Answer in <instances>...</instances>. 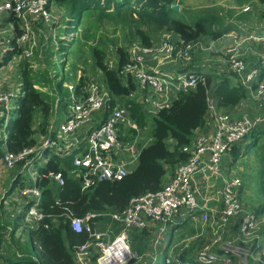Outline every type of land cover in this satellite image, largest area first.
<instances>
[{"label":"built area","instance_id":"2783aa9c","mask_svg":"<svg viewBox=\"0 0 264 264\" xmlns=\"http://www.w3.org/2000/svg\"><path fill=\"white\" fill-rule=\"evenodd\" d=\"M63 13L51 0H0V55L3 57L0 64V144L5 147L2 161L6 170L19 169L22 178L23 175L30 178L28 183L24 179L19 184L18 193L13 196L20 200L19 214L24 215L27 226L35 229L45 218L42 181L48 180L57 189L66 184L62 172H39L41 163H47V151L67 152L68 155L76 152L68 176L80 183L82 191L105 181H122L131 173L130 167L141 153V143L135 139L138 135L128 139L129 135L124 133L121 139L120 126L124 124L140 132L131 117L129 101H138L151 115L171 107L181 92H191L200 83L206 84L207 76L195 71L175 74L168 70L172 65L169 63L175 64L182 59L190 64L196 52L210 51L223 56L221 59L217 55L214 57L226 73L235 76V83L246 89L249 101L246 99L228 112L218 110L214 102L208 100L209 127L195 132L192 141L182 149L187 160L168 172L167 181L157 192L132 197L122 212H91L84 218L74 217L70 212L65 214L72 230L87 236V240L74 249V259L76 264H138L142 256L132 246L133 233L145 232L156 225L159 239L168 226L175 227L198 216L205 226L216 222L214 237L196 249L193 261L173 254L165 259V264H254L259 260V253L264 257V215L258 216L254 209L241 202L238 193L242 179L233 174L227 161L234 147L264 128V53L257 64L248 67L242 48L249 40L264 48V37L233 32L212 42L208 48L202 43L186 44L180 36L170 32L161 34L150 46L134 42L129 48V62L119 74L125 80L133 79L138 87L136 92L128 98L115 96L104 82L89 80L79 94L73 93V105L68 107L56 137L51 135L49 128V133L34 146L19 153L10 152L6 149L7 128L11 122V103L20 95V89H11L9 77L1 72L2 66L8 64L11 68L14 65L22 74L21 68L40 53L44 30L54 31V26L59 27ZM214 45L222 52L214 51ZM113 61L109 62L111 66ZM75 88L69 85L71 91ZM251 102L261 108L253 116L248 113ZM126 151L130 153L132 166L119 159L118 152ZM199 176L213 181L214 197L197 194L195 184ZM214 201L220 204L219 208L212 207ZM16 215L17 212L12 214V218ZM232 223L237 226V232L234 239H228L226 233ZM0 264H8L2 256Z\"/></svg>","mask_w":264,"mask_h":264},{"label":"trees","instance_id":"16d2710c","mask_svg":"<svg viewBox=\"0 0 264 264\" xmlns=\"http://www.w3.org/2000/svg\"><path fill=\"white\" fill-rule=\"evenodd\" d=\"M51 1L67 15L68 22L65 24L68 26L61 30L59 39L61 45L65 47L61 49L66 51V57L71 54L77 44L74 38L70 42L68 41L74 24L75 31L79 30L82 22L89 24L86 28V40L89 37L96 38L97 29H100L101 23H104L103 19L112 22L115 30L121 31L124 40L126 39L129 45L125 47L119 45L117 39L109 40L110 46L116 47V58L113 59L112 66L109 63V56H107V48L110 47L106 42L100 40L96 46H90L89 49L94 68L102 74L99 80L106 84L112 94L124 98H128L138 89L133 79L125 80L119 74L129 62V48L134 42L141 41L144 45L150 46L158 40L161 34L166 32L180 36L186 44L203 43L205 37H209L210 41L215 42L225 35L242 31L234 24L225 25L223 18L219 16H188L182 12L183 9L175 10L173 6H181V0ZM248 1L235 0L238 6L244 5ZM66 15L63 19L66 18ZM90 17H95V19L90 20ZM240 18H245V14ZM93 26H96L97 29L91 32ZM68 42L70 45L66 47ZM206 47L208 48L209 44ZM212 54L216 55V53ZM210 55V51H198L194 57L205 59ZM22 77L23 93L18 96V118L14 122H10L7 128L6 149L13 153H19L34 146L37 142L36 135L46 136L49 133V123L53 117V106L56 100L37 87H45L44 82H50L52 77L48 72L43 74L25 67L22 70ZM86 77L81 78L76 86V94H79L82 87L89 81V78ZM55 78H60L57 70ZM234 78L235 76L229 73L221 74L219 77L207 74L206 84L200 83L198 88L191 92H181L171 107L161 110L156 115L148 114L142 104L136 100H130L128 104H130L132 119L141 130L148 126L151 128L152 141L147 146L141 145L136 168L122 181H105L90 190L82 191L80 183L68 176L72 156L62 158L59 154H52L46 166L38 168L39 172L41 174L62 172L66 177V184L61 189H57L52 187L46 179L41 183L43 188L42 210L45 218L29 232V241L33 252L37 255V260L28 264H76L74 249L83 244L87 240V236L86 234H77L72 230L65 216L68 212L78 218H84L91 212H122L127 208L132 197L160 190L168 172H173L179 164L187 160V155L182 150L183 147L192 141L197 130L206 128L209 115L208 99L214 83L219 79L220 83L215 90L219 108L234 110L236 105L247 97L244 87L237 84L232 86L230 80L234 81ZM51 82V86L60 99L58 103L60 105L63 102L61 94L64 89V79H59V82L56 80ZM36 114L40 115L37 130L34 127ZM130 135H132L130 137H135L137 131L130 130ZM263 135L264 128L254 132L251 135L254 142L249 148L257 145ZM170 140L175 143L172 150L168 147ZM48 152L50 151H47L46 154ZM3 153L0 151V157ZM235 154L236 157H240L237 149ZM22 179L19 174L8 192V196L12 195V190L18 187V183H21ZM16 224L15 229L18 226L17 220ZM9 228L0 226V252L3 250L4 241L7 240L6 232H9ZM15 231H12V239L15 237ZM19 240L21 241V239ZM13 256L14 258H11L10 261L24 263L22 245L19 250H14Z\"/></svg>","mask_w":264,"mask_h":264},{"label":"rangeland","instance_id":"374dc122","mask_svg":"<svg viewBox=\"0 0 264 264\" xmlns=\"http://www.w3.org/2000/svg\"><path fill=\"white\" fill-rule=\"evenodd\" d=\"M179 6V5H178ZM250 8V10H248ZM180 9H183L182 12L186 13L188 16H200V15H215L223 18V22L225 25L234 24L235 27L240 29H243L242 31L245 32V35L250 36H257V32H263L264 35V0H249L246 4L238 6L235 2V0H181V6ZM64 12V11H63ZM245 14V18H240L241 15ZM66 15V12L63 13V17ZM91 19H95V17H90ZM104 23H101L100 29H97L96 26H93L91 29V32L97 29L96 38L89 37L88 40H86V28L88 27V23L82 22L81 27H79V30L75 31V24L72 29L71 35L68 37V41L76 39L77 44L73 48L71 54L66 57V51L62 50L61 48H65L61 45L59 42L60 39V32L62 29H65V26L67 27L65 23L67 21V15L66 18H62L61 14V20L60 23L57 25L59 27L54 26V31H50L49 29L44 30V33L42 34L40 38V42L42 44L40 53L35 54L34 58L30 63H27L25 67L28 68V70L33 71H39L44 74V72H48L50 76L52 77L49 81L44 82L45 87L37 86L39 90H42L44 92H47L50 94L51 97L56 98L53 106V117L57 115L60 117L58 126L60 122L65 118L64 112L68 107L73 105V93L75 91H71L69 89V85L77 86L81 80V78H85L86 76L89 78L90 82L92 80L99 81L100 76L102 74L98 72L94 68L93 59L91 55V51L89 49L90 46L94 47L96 46L100 40L106 42L108 44L107 48V56H109V62H111L113 59L116 58V47L110 46V41L113 39H117V43L122 46H128L129 43L127 40H124V35L121 33V31L115 30L114 24L112 22H109L107 20H104ZM203 47H206L209 43L212 41L209 40V37L203 38ZM66 44V47L70 45V43ZM139 43H142L141 41H137ZM250 45L249 43L246 44V48ZM211 46V45H210ZM261 47V46H260ZM242 48H244V44L242 45ZM260 51L264 52V48H259ZM62 50V51H61ZM213 50L217 52H222L221 48L217 45L213 46ZM211 50V51H213ZM223 57L221 54H217V58L221 59ZM3 62V57L0 55V64ZM112 64V63H111ZM174 64V63H169ZM168 64V65H169ZM2 73L7 74L11 81V89L14 91L17 89H20V94L23 92V77L21 74V71L18 67L12 66L11 68L7 65L2 66ZM177 67H183L182 65H179ZM249 67V66H248ZM23 69V67L21 68ZM56 70L58 71V76L60 78H55ZM176 70V69H173ZM211 69L206 70V72L210 71ZM86 77V78H87ZM55 78V79H54ZM64 79V89L62 92V103H59V97L57 96V93L55 92L54 88L51 86L52 82L55 81L59 82V79ZM237 81H240L238 77H236ZM232 80V79H231ZM230 80V81H231ZM220 82V81H219ZM235 82V81H234ZM214 83V82H213ZM214 90L217 89V86L214 85ZM255 92H253V95ZM216 97V96H215ZM18 101L19 97L17 99H14L11 103L12 113H11V122H14L18 118ZM215 102V101H214ZM64 108V110H62ZM62 110V112H61ZM39 118L40 115L36 114L35 116V122L34 127L35 130L38 129L39 126ZM6 132V131H5ZM84 132V129L81 130V133ZM139 134L137 139L138 144L142 143V139H145V142L147 143L145 146L151 143L152 137H151V128L148 126L143 130H140V133L137 132V135ZM128 136V135H127ZM130 136V135H129ZM140 140V142H139ZM254 138L252 136L248 137L243 141L242 144L239 145V148L242 150V153H240V157L236 158L235 163V169L239 168L241 172H243V180L245 183H248L247 188L250 192L251 196L255 199H257L258 203H261L264 205V135L263 137L258 141L257 145L252 147L251 149L247 148L248 145L250 146L253 144ZM144 145V144H143ZM173 146L170 145V148ZM140 150V149H139ZM0 151L4 152L5 147L0 144ZM50 157V155H49ZM3 155L0 157V226H3L5 228H9V232H6V238L7 240L4 241L3 247L1 250L0 256H4L3 259L8 264H28L32 262L33 260H37V255L33 252L29 236L27 234L23 233L24 226L21 225V227L18 225L17 229H15L16 220L13 221L12 218V203L9 205H6L8 202H10V196H8L9 190L13 187V183L16 180L17 176L19 175L20 170L15 169L12 171L6 170V168L3 165ZM49 159V158H48ZM46 162H42L40 167L46 166ZM238 172V170H236ZM23 179L27 180V183L30 181V178L23 175ZM13 182V183H12ZM20 183H18L19 186ZM12 193H18V187L16 189L12 190ZM15 203V201H13ZM250 209H254V205H248ZM14 214V213H13ZM22 218V217H21ZM19 224V221H18ZM193 224L189 222L187 225V232L181 236L184 238L191 237L192 234L190 232H195L194 228H192ZM15 231V237L12 239L13 233L12 231ZM171 228L168 226V231L163 234V238L166 237L167 239L162 241L161 244L157 245V248L159 249V252L156 256V262L155 264H165V259L168 256V251H166L165 247L170 244V238H171ZM19 232L23 233L25 235L23 238L19 234ZM170 232V233H169ZM135 234H133V237ZM168 236V237H167ZM22 239H21V238ZM179 236L176 235L175 238H173V242L171 246L178 241ZM12 239V241H11ZM24 243V240L26 239V242ZM136 238L135 240H137ZM23 246V253H24V263H17L16 261L11 260L13 259V252L14 250H19L20 246ZM139 245H142V247H139ZM144 243L140 242L138 244V250L145 251L147 246H144ZM139 253L141 254V252ZM94 264H96L94 262Z\"/></svg>","mask_w":264,"mask_h":264},{"label":"crops","instance_id":"0c3cea01","mask_svg":"<svg viewBox=\"0 0 264 264\" xmlns=\"http://www.w3.org/2000/svg\"><path fill=\"white\" fill-rule=\"evenodd\" d=\"M241 30H243V29H241ZM240 33H244L245 34L244 31H241ZM257 34H259L257 36L264 37L263 32H257ZM210 44L211 43H209V45ZM259 48H261L259 46V44L258 43H253V42H250V45L247 48H246V44L244 45V51L243 52L246 53L245 61H246L248 66L255 65V64H257L259 62V60H261L260 55L262 53H264V52L260 51ZM216 55H217V53H216ZM214 56L211 53V55L206 57L205 59H202V57H197V58L194 57V59L192 60V62L190 64H186L184 62V60L179 59L177 61V63H175V64H173L171 66L168 65L169 67L166 66V70H167V67H168V70L170 72L175 73V74L195 71L197 73L205 74L206 76H207V74H213V75H216L217 77H219L221 74H225L226 71L221 66V63ZM179 65H182V66L186 65V68L177 67ZM173 69H176V70H173ZM208 69H211V70L206 72V70H208ZM231 81H232L231 82L232 86H235L234 84H236V83L233 80H231ZM219 83L220 82H219V79H218L214 83V85L218 86ZM214 85L212 86V90L210 92V96H209L208 100H211L213 102L215 101L214 104L216 105L218 110H224V111H228V112L233 111V110H230V109L219 108L218 99L215 97V90L213 89ZM21 93H23V92H21ZM246 99L249 101V99L246 97L241 102H239L236 105V107L238 105H240V103H242ZM67 110H68V108L64 112L65 118H66ZM259 110H261L259 105L257 103H255V102H251V107L249 106L248 113H249V115L253 116V115L257 114L259 112ZM208 117H209V115H208ZM39 120H40V118H39ZM59 120H60V117L55 115L54 117H52L51 122L49 123L50 132H51V135L53 137L57 136ZM61 122H60V124H61ZM209 122H210L209 119H207V123H208L207 127H209ZM130 130H134V128H131V127L127 126L126 124L120 126L121 139L124 137V135H123L124 133L126 135H130ZM199 131H201V129L197 130L196 133L199 132ZM130 136H132V135H130ZM130 136H128L129 137L128 139H133L134 136L133 137H130ZM138 136H139V134H138ZM35 138L37 140L38 139L40 140V138H42V135H40V134L36 135ZM141 142H143L144 145L149 143V142H145V139H142ZM143 144L141 143V145H143ZM170 145H172L173 147L170 148ZM174 146H175L174 141H172V140L168 141V147L171 150L174 148ZM247 148H249V145H248ZM234 149L235 150L237 149V151L239 153H242V150L240 148L234 147L232 149V151L230 152V155L228 156L227 161L230 163V166L233 169V171H232L233 174L235 176H239L242 179V187L239 190L238 197L241 200V202L244 203L246 206L254 205V210H255V212H256V214L258 216L259 215H264V205H262L261 203H258L257 199L256 198L254 199L251 196V194H250V192L248 191V188H247L248 183H245L244 180H243V177H242L244 173L241 172V170H239V168H237V169L234 168L235 167V163L237 162L236 161L237 157H236ZM75 153H69V155H68L67 152L50 151V152H48L46 154L47 163H48V160L51 158L52 154H59L62 158L68 157V156H70V157L72 156V158H71V167L68 170V172H69L72 169V160H73V157H74ZM49 155H50V157H49ZM118 155H119V159L122 160V163L132 166V164H133L132 158H131L130 153L128 151H126V152H118ZM137 163H138V161L135 162L132 167H130V171L131 172L136 168ZM236 170H238V172ZM196 180H197V183L195 184V186L197 188V194L199 196H203V197L213 196L214 197V194H215L214 186L215 185H214L212 180H210L207 176H199V177L196 178ZM166 181H167V175L164 177V183ZM13 196H16L15 193H12V196H10V202H8L6 205H9L10 203H12V208H13L12 214L15 213V212L18 213V215L13 217V221H15V220L19 221L18 225L20 227H21V225H23L25 227L24 230H23V233L24 234L26 233L27 236H29V232L31 230V227L27 226L28 225L27 222L23 221L24 220V215L21 214V213L19 214V211H20V209L22 207L21 203L19 202L20 200L17 201L18 199L17 198L15 199V197H13ZM13 201H15V203ZM212 207L213 208H215V207L219 208L220 204L214 201L212 203ZM107 222H108V224H111L110 219H107ZM189 222H191L193 224L192 228H194L195 232H190L189 231V233H191L192 236L191 237H187L186 236L184 238L181 235L185 234L188 231L187 230V225L189 224ZM216 225H217L216 222H213V223H211L210 226H205V225H203L201 223V221L199 219V216H198L197 218H190V219H188L185 222H181L180 224H178L175 227H171V230H170V232H171L170 244L165 247L166 251H168V256H171L173 254H178V255H181V258L183 260H185V261H193V259H194L193 258V253L196 251V249L201 247V246H203L204 244L209 243L211 241V239L214 237V230H215V226ZM156 230H157V226L153 225L150 230H147V231L142 232V233H133V234H135L134 237H133V234H132V246H133V248L136 251H138V252L140 251V250H138V247H137L140 242L144 243L143 247L147 246L145 251H140L142 259H141V261L138 264H155L156 256H157V253L159 252V249L157 248V245L161 244L162 241L167 239L166 237L163 238V235L159 236V239H158V233H157ZM236 232H237V226L232 223L229 226V229H228V231L226 233V237L228 239H234ZM23 233L19 232V234L21 235L22 238L25 236V235H23ZM262 233L264 234V229L262 230ZM176 235H178L179 238H178V241L172 247L171 244L173 242V238H175ZM136 238H138V239L135 240ZM25 242H26V239L24 240V243ZM21 243H22V241H21ZM24 243H22V245ZM139 247H142V245H139ZM258 259H259L258 261H254L253 263L254 264H262V260H264V257L260 253L258 255ZM235 264H237V262H235Z\"/></svg>","mask_w":264,"mask_h":264},{"label":"water","instance_id":"95a60500","mask_svg":"<svg viewBox=\"0 0 264 264\" xmlns=\"http://www.w3.org/2000/svg\"><path fill=\"white\" fill-rule=\"evenodd\" d=\"M173 8H174L175 10H180V6H178V5L173 6Z\"/></svg>","mask_w":264,"mask_h":264}]
</instances>
